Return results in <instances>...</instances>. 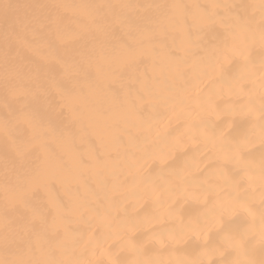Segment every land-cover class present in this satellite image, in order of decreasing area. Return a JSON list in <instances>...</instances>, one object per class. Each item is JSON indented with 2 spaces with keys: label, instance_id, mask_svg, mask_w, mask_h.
<instances>
[{
  "label": "snow or ice",
  "instance_id": "6c2138e0",
  "mask_svg": "<svg viewBox=\"0 0 264 264\" xmlns=\"http://www.w3.org/2000/svg\"><path fill=\"white\" fill-rule=\"evenodd\" d=\"M12 7L7 0H0V11L5 16ZM168 7L180 10V19L185 22L190 7L201 8L183 4ZM238 7L256 6L212 4L193 15L195 23L209 29L219 25L226 32L211 49L196 82L176 93L171 89L147 90L149 106L153 110L157 105L169 107V119L182 121L184 131L172 136L157 129L146 137L140 154L128 162L131 183L125 198L109 197L103 213L84 204L49 222L47 215L31 204L43 186V174H38L26 186L6 195L2 216L6 255L0 264H264V0L259 4L258 61L253 56L256 33L252 22L239 13L233 14ZM90 19L98 31H106V22L98 12ZM52 22L58 24V19ZM39 27L46 25L40 22ZM15 35L14 29L6 32L2 53L3 103L9 109L4 125L5 129L10 124L35 128L41 120L30 104L12 106L36 96L32 90L35 77L19 60ZM20 43L31 46L26 39ZM126 55V66L131 67L138 53L130 46ZM257 73L258 99L254 79ZM138 102L143 104L144 96ZM148 132L152 133L151 123ZM29 147L18 146V154ZM134 201H144V207L150 202L153 211L138 209ZM18 207L28 213L22 224L9 219ZM73 214L88 228L82 247L94 259L57 258L58 253L63 256L81 246L67 226V215ZM100 229L103 231L97 235ZM188 245H193L192 254L177 262L120 258L122 253H146L154 247L180 251ZM13 246L15 251L9 257Z\"/></svg>",
  "mask_w": 264,
  "mask_h": 264
},
{
  "label": "bare ground",
  "instance_id": "6f19581e",
  "mask_svg": "<svg viewBox=\"0 0 264 264\" xmlns=\"http://www.w3.org/2000/svg\"><path fill=\"white\" fill-rule=\"evenodd\" d=\"M13 5L7 16L0 11V259L5 258L3 245V209L6 195L26 186L43 174V186L32 206L43 211L49 222L58 214L72 213L87 204L103 213L108 198L124 199L130 186L128 162L139 155L146 137L157 129L177 136L184 131L183 122L170 116L167 106H149L147 90L173 93L196 82L210 57L214 45L222 41L225 29H209L193 21L212 4H235L233 14L249 18L256 33L253 56L258 61L260 0H7ZM173 4L200 5L189 8L187 21ZM59 5L60 7H56ZM105 5L102 9L85 6ZM132 5L135 7H122ZM111 6V7H108ZM165 6V7H157ZM106 22V31L97 30L90 17ZM176 17V20L170 18ZM58 19V24L52 21ZM43 22L46 27L40 28ZM14 29L13 42L19 60L32 70L35 83L29 96L13 103H24L39 113L35 126L11 124L5 129L9 109L3 103V46L5 34ZM30 41L24 47L20 41ZM134 47L136 62L127 67V49ZM257 99L259 74L254 77ZM204 85L201 84V87ZM144 96L143 104L138 98ZM72 103L70 104V99ZM163 121L162 123H157ZM149 123L152 133L148 132ZM14 138V143L12 139ZM30 145L18 154L17 147ZM163 147V144H161ZM203 166V165H202ZM6 188L8 192L6 193ZM123 194V195H121ZM258 195V193H257ZM137 208L153 211L151 203L134 201ZM131 211V205H129ZM28 213L23 207L10 213L9 219L22 224ZM95 224V221H93ZM71 235L81 246L59 259H94L83 249L89 232L76 215H67ZM257 238L259 223L256 226ZM103 229L97 232L102 233ZM81 234H83L81 236ZM144 239V236L138 237ZM15 247L8 253L11 257ZM193 245L180 251L150 248L146 253H122L124 260H163L177 262L192 254ZM27 258V257H25ZM257 245L256 259H259Z\"/></svg>",
  "mask_w": 264,
  "mask_h": 264
}]
</instances>
